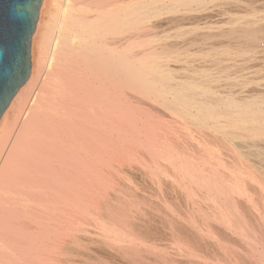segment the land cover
<instances>
[{
	"label": "bare ground",
	"instance_id": "obj_1",
	"mask_svg": "<svg viewBox=\"0 0 264 264\" xmlns=\"http://www.w3.org/2000/svg\"><path fill=\"white\" fill-rule=\"evenodd\" d=\"M217 1L264 4L43 0L30 78L0 118V264H264V84L217 91L228 64L180 76L183 50L156 33ZM254 16L192 41L254 58ZM240 72L232 88L256 79Z\"/></svg>",
	"mask_w": 264,
	"mask_h": 264
},
{
	"label": "rangeland",
	"instance_id": "obj_2",
	"mask_svg": "<svg viewBox=\"0 0 264 264\" xmlns=\"http://www.w3.org/2000/svg\"><path fill=\"white\" fill-rule=\"evenodd\" d=\"M218 2V1H217ZM225 2L226 1H224V2H218L217 4H216V6H214L215 5V3L216 2H212V4H210V6H213V7H218L217 9L215 8V10H214V12L212 13V18H208V19H202L201 21L200 20H198V21H200V23L198 24L197 22H194V21H186L184 24H186V25H183V24H181V25H170L171 27H164L163 29H161V31H160V29L158 30L157 29V31H156V33L157 34H159L158 36H160V38H162L164 41H169V40H171L172 42H175L177 45H179V47H180V49H179V47H178V49L182 52V50H183V55H185V56H183L182 55V61H179L178 63H179V66H181V68L182 69H178L181 73H178V74H181L180 76H182V74L184 75V74H186V73H182V72H190V73H192L191 72V70L190 69H193L192 71L194 72L196 69H197V71H199V69H203V68H208V70L210 69V71L212 72V73H214L213 75L214 76H218V74L220 75V76H222V73H225L226 71H227V73L229 74L230 72L228 71V70H230L231 71V73H233V74H231L230 73V76L231 77H229L228 78V80H224V79H226L227 77L226 76H223V77H225V78H221V82L218 80L216 83H218V82H220L221 83V85H220V83H218V84H214L215 85V88H216V90L217 91H223V92H227L226 90L227 89H229L230 87V90H228V91H231V92H234V93H236L235 91H237V93H243V92H245L247 89H248V87H250V85L252 86H254V84L256 83V84H264V73H262V72H264V68H262V67H264V41L260 44V50H262L260 53H258L257 54V56H254V58L253 57H248V56H236V58H235V56H234V58L233 57H230V56H228V58H227V56H225L224 57V55H219V56H217L218 58H219V60L217 59V60H215V56H213L212 55V53L213 54H215V52H211L212 50H218L217 48H223V47H225L224 45H226V46H228L229 44L232 46V44H234L233 42V40H231L232 38H220L219 39V37L218 38H209V39H207V41H206V39L204 40V39H202V40H199V42L200 43H197V42H194V41H192V39H194V38H199L200 36L199 35H201V34H203V33H206V31L208 30V28H211V30L213 29V31H218V27H219V29H220V27L221 28H227L228 26H230L231 27V19L232 20H234L235 19V21L237 20V18H240L241 16H242V20L241 21H243L244 20V17H245V20H247V19H250V17H252L253 18V16H254V14H255V16H254V18H259V17H264V4H259V5H257V6H255L254 7V9L252 8L254 5H252V6H246V5H244L242 8L240 7L239 9H237L236 7H234V6H232V5H230L229 3L227 4H225ZM210 3V2H209ZM208 3V4H209ZM222 3H224L223 5H222ZM214 4V5H213ZM226 5H228V6H226ZM256 5V4H255ZM231 6V7H230ZM222 7V8H221ZM259 7V8H258ZM261 7V8H260ZM221 8V9H220ZM246 8V9H245ZM249 8V10H247ZM219 9V10H218ZM257 9H258V12H257ZM239 10V11H238ZM250 10H252V11H250ZM218 13H216V12ZM237 11L239 12V14L237 13ZM254 11H256L255 13H254ZM259 11H261V13H259ZM262 11H263V13H262ZM222 12V13H221ZM248 12V13H247ZM216 13V14H215ZM256 13H258V14H256ZM250 14H251V16H250ZM213 15H214V17H213ZM253 15V16H252ZM260 15V16H259ZM233 16V17H232ZM234 16H237L236 18L234 17ZM240 16V17H239ZM248 16V17H247ZM257 16H259V17H257ZM208 17H210V16H208ZM239 20V21H240ZM238 21V20H237ZM193 22V23H192ZM187 23H190V24H187ZM233 23V22H232ZM191 25H192V27H191ZM201 25V26H200ZM233 25V24H232ZM198 27V28H197ZM204 27V28H203ZM206 27V28H205ZM216 27H217V29H216ZM168 28V29H167ZM200 28V29H199ZM229 28V27H228ZM192 29V32L190 31ZM216 29V30H215ZM130 28H126V34H129L130 33ZM210 30V29H209ZM207 31V32H210V31ZM186 33H185V32ZM199 31V32H198ZM184 32V34H181V33H183ZM188 32V33H187ZM195 32V33H194ZM212 32V31H211ZM192 33V34H191ZM196 35V37H195V35ZM180 35V36H179ZM182 36H184V38L182 37ZM189 37V38H187V37ZM197 36H199V37H197ZM169 39V40H168ZM180 39V40H179ZM184 39V40H183ZM187 39V40H186ZM221 39H222V41H221ZM227 39H229V40H231V42L229 41V40H227ZM174 40V41H173ZM176 40V41H175ZM181 40L185 43V41L187 42V43H185V44H182V42H181ZM189 40V41H188ZM211 40V41H210ZM220 40V41H219ZM179 41H180V43H179ZM198 41V40H197ZM204 41V42H203ZM228 41V42H227ZM190 42V43H189ZM192 42V43H191ZM194 42V43H193ZM210 42V43H209ZM213 42V43H212ZM224 42H225V44H224ZM227 42V43H226ZM211 44V45H209V44ZM221 43V44H220ZM180 44H182V45H185L184 47L182 46V45H180ZM206 44H208V45H206ZM215 44L217 45L218 44V46H219V44H220V46L218 47V46H215ZM223 45V46H222ZM235 45V44H234ZM207 46V47H206ZM211 46V47H210ZM215 48H213V47ZM183 47V48H182ZM217 47V48H216ZM261 47H262V49H261ZM206 50H209V53H210V55H212V57L210 56V55H208V51H206ZM211 48H213V49H211ZM187 49H188V51H187ZM204 49V50H203ZM211 49V50H210ZM202 50V51H201ZM184 51H186V52H184ZM205 52H207L206 54H205ZM186 53V54H185ZM204 55H205V57H207V55H208V58H204ZM263 55V56H262ZM210 56V57H209ZM230 57V58H229ZM239 57V58H238ZM209 58H210V60H209ZM213 60H215V61H213ZM239 60H238V59ZM246 58H248V59H246ZM252 58V60H250ZM187 59V60H186ZM233 59H235L236 61H237V63L238 64H240L241 66L244 64V67H241L240 66V68H238L237 66H236V61L235 60H233ZM254 59V60H253ZM212 60V61H211ZM226 60H227V62H226ZM228 60H229V62H228ZM244 61V63H242L243 61ZM248 61L249 60V62H250V64H249V62H245V61ZM183 61H184V63H183ZM186 61V62H185ZM251 61H252V63H251ZM255 61V62H254ZM219 63L220 64V66H219V64H218V66L220 67V69H219V67L217 66V63ZM232 62V63H231ZM239 62H241V63H239ZM183 63V64H182ZM210 63H212V64H210ZM215 63V64H214ZM235 63V64H234ZM259 63H260V65H262V66H260L261 67V70H260V73H259V69H260V67L258 66L259 65ZM207 64H208V67H207ZM222 64V65H221ZM227 64L229 65L226 69H228V70H225V68H223V67H225V66H227ZM237 64V65H238ZM245 64L246 65H248V66H245ZM253 66H252V65ZM255 64H256V66H255ZM205 65V66H204ZM213 65V66H212ZM215 65V66H214ZM231 65V66H230ZM236 66V67H233V66ZM204 66V67H203ZM210 66V67H209ZM216 66H217V68H216ZM247 68V71H246V68ZM254 67H256V69L257 70H255V68ZM195 68V69H194ZM213 68V70H214V72H213V70H211ZM236 68V69H235ZM242 68H244L243 70L244 71H246V72H244L243 70H242ZM250 68V69H249ZM254 68V69H253ZM259 68V69H258ZM188 69H189V71H188ZM206 69H204V70H206ZM215 69H217V70H215ZM223 69H224V72H222L223 71ZM233 71H232V70ZM241 69V70H240ZM254 70V71H249V70ZM263 69V70H262ZM237 72H236V71ZM219 71V72H218ZM240 73H249L251 76H252V73H253V76L255 75V74H257V75H255L254 76V78H256V79H254V81L252 82V84H248V85H246L245 87L243 86H241L240 84L238 85V84H236V82H233L234 80L232 79V84H233V88H232V85H230L231 84V79L230 78H233V77H235L239 72ZM243 71V72H242ZM257 71V72H256ZM196 72V71H195ZM201 72V71H200ZM199 72V73H200ZM216 72V73H215ZM226 73V74H227ZM236 73V74H235ZM177 74V75H178ZM195 74V73H194ZM217 74V75H216ZM235 74V75H234ZM248 74V75H249ZM186 75H189L188 73L186 74ZM225 75V74H224ZM261 75V76H260ZM252 76V77H253ZM257 76V77H256ZM259 77H261V78H259ZM219 78V79H220ZM230 79V80H229ZM259 79V81H257ZM256 80V81H255ZM262 80V81H261ZM227 82V83H225V82ZM261 81V82H260ZM254 83V84H253ZM223 84V85H222ZM226 84H227V86H226ZM229 84V85H228ZM217 85V86H216ZM236 85H238L237 87H236ZM222 86H224L225 88V90H223V88H222ZM235 86V87H234ZM248 86V87H247ZM217 87H218V89H217ZM221 88V90H219L220 88ZM227 87V88H226ZM242 87V88H241ZM238 90H237V89ZM234 89V90H233ZM236 89V90H235ZM240 89H242V90H240ZM241 91V92H240ZM236 93V94H237ZM141 149H143V148H141ZM115 151V150H114ZM120 153V152H119ZM118 153V154H119ZM112 154V153H111ZM117 154V156L116 157H114L113 158V156H111L113 159H114V161L112 162V161H110V163H109V165H108V167H110L111 168V166H110V164H111V162L114 164L113 165V168L115 167V169H119L118 167L120 166V164L122 163H124L125 161H127V160H125V161H121V159H120V157H118L119 155ZM144 155H142V157H143ZM119 159H118V158ZM115 158H117V160L115 159ZM145 158V157H144ZM117 162H116V161ZM119 160H120V162H119ZM129 162H130V164L132 163V164H134V163H136V162H134V160L133 161H127V164H129ZM119 163V165L117 166V164ZM126 163V162H125ZM123 164V165H126V164ZM121 164V165H122ZM137 164H138V162H137ZM141 164V166H142V164L143 163H140L139 162V164H138V166ZM122 165V166H123ZM135 165V164H134ZM127 166V165H126ZM110 168H108V171L110 170ZM115 169H112L113 171L111 172V170L109 171V172H111V174L115 171ZM121 176V175H120ZM118 174H117V176H115V177H120ZM111 180V179H110ZM109 180V182H106V184H107V186H106V184H103L102 182L100 183V185H97L98 183H96L97 182V180L95 181V183H94V190L95 191H97V190H99V188L98 187H101V186H103V188H104V185H105V190H106V188H109V189H111L110 187H113V185H111V184H113V183H111V181ZM109 184V185H108ZM110 186V187H109ZM103 188H101V189H103ZM103 189V190H104ZM62 206H65V205H62ZM66 207V206H65ZM94 263V264H99L98 262H97V260H96V258L95 259H92V261L90 260V263ZM91 263V264H92Z\"/></svg>",
	"mask_w": 264,
	"mask_h": 264
},
{
	"label": "water",
	"instance_id": "obj_3",
	"mask_svg": "<svg viewBox=\"0 0 264 264\" xmlns=\"http://www.w3.org/2000/svg\"><path fill=\"white\" fill-rule=\"evenodd\" d=\"M43 0H0V118L30 78Z\"/></svg>",
	"mask_w": 264,
	"mask_h": 264
}]
</instances>
